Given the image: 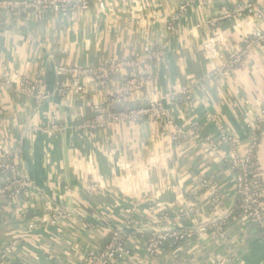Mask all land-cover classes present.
I'll return each instance as SVG.
<instances>
[{
  "label": "crops",
  "instance_id": "crops-1",
  "mask_svg": "<svg viewBox=\"0 0 264 264\" xmlns=\"http://www.w3.org/2000/svg\"><path fill=\"white\" fill-rule=\"evenodd\" d=\"M183 1L106 0V14L92 3L87 11L65 17L0 15V67L18 78L42 77L49 94L34 101L15 89L0 92V155H8L28 173L40 196H17L0 207V245L31 217L39 222V229L0 264H83L86 253L102 246L111 230L136 238L130 257L120 264H264L261 232L246 217L226 218L236 202L227 161L230 146L218 143L210 149L204 143V136L217 140L221 127L241 151L246 148L252 115L264 99V51L250 53L226 77L216 79L210 77L212 66L203 51L210 37L222 38L228 48L242 46L246 36L264 30V0H249L261 11L260 21L241 13L215 28L196 26L232 11L236 0H194L175 31L168 32L166 26ZM163 40L166 54L153 68L161 91L195 82L203 87L197 88L191 108L168 105L169 115L189 133V123L198 122L199 134L190 133L177 146L160 138L157 126L121 123L87 134L72 128L90 116L88 103L97 94L90 87L93 92L83 99L56 95L54 62L98 67L113 57L139 56L144 46ZM209 114L217 116L220 126L207 120ZM52 116L65 127L60 138L32 134L33 126L48 123ZM259 155L264 173V130ZM208 178L218 184L220 205L202 199L196 214L187 218L192 193ZM89 182H96L100 191L90 195ZM44 206L66 210L71 217L47 226ZM221 221L226 224L225 242L211 229ZM160 226L193 232L182 251L165 244L157 255H148L145 242Z\"/></svg>",
  "mask_w": 264,
  "mask_h": 264
},
{
  "label": "built area",
  "instance_id": "built-area-1",
  "mask_svg": "<svg viewBox=\"0 0 264 264\" xmlns=\"http://www.w3.org/2000/svg\"><path fill=\"white\" fill-rule=\"evenodd\" d=\"M106 0H0V15H7L20 19L33 12L57 14L67 16L73 12H85L93 3L97 11L106 14ZM194 0H184L170 22L166 26L168 32H174L177 23ZM245 13L255 22L262 18L261 11L249 0H236L232 11L222 12L213 19L199 23L196 28H215L222 20ZM242 46H227L222 38H208L203 44L205 61L212 66L210 77L213 79L226 77L235 67L239 66L250 53L264 51V30H256L243 39ZM167 50L166 40L157 46H144L139 56L132 58H110L98 67H79L54 62L56 76L55 94L67 100L69 97L83 99L86 94L95 92L89 105V117L76 121L72 128L79 133L98 132L106 126L128 123L134 125H148L159 128L160 138H167L174 145L187 141L190 133L199 134L202 127L198 122L189 123V131L176 124L170 117L168 105L179 107L184 104L192 107L197 88L202 89L201 83H185L176 89L161 91L158 77L153 68L158 66ZM92 87L94 90H90ZM15 89L27 99L41 101L47 98L45 81L42 77H14L0 67V92ZM142 105L138 108H128L129 104ZM118 107L119 109H117ZM81 117V115H79ZM79 116L76 117L79 118ZM207 120L220 126L216 115H207ZM65 127L57 116H52L48 123L33 126L32 134H42L48 139L61 137ZM264 130V99L252 115L248 129L246 148L241 151L233 142L229 134L220 127V137L215 140L204 136V143L210 149H215L218 143L230 146L228 166L234 173V192L236 202L232 214L246 217L255 226L264 240V173L263 162L259 155L261 136ZM17 151L14 156L16 158ZM100 186L95 182L86 185V191L96 194ZM219 187L212 179H204L192 193V200L185 216L188 218L196 214L198 202L206 199L212 205H220L218 198ZM69 192V190L67 191ZM29 198L40 197L28 173L20 168L14 159L8 155H0V204L17 196ZM43 222L55 227L67 221L71 214L66 210H56L44 206ZM164 216H160L162 221ZM2 218L0 215V228ZM225 222L221 221L211 226L213 232L221 242H225L227 232ZM39 229L38 219L31 217L26 225L13 235L11 239L0 245V263L10 259L26 236ZM206 229H201L204 234ZM193 232L192 229L176 230L160 226L150 232L144 251L148 255H157L165 244L177 246L182 251V243ZM136 245V238L121 230H111L104 244L92 249L83 258V264H120L128 259ZM227 264H232L228 262Z\"/></svg>",
  "mask_w": 264,
  "mask_h": 264
},
{
  "label": "trees",
  "instance_id": "trees-1",
  "mask_svg": "<svg viewBox=\"0 0 264 264\" xmlns=\"http://www.w3.org/2000/svg\"><path fill=\"white\" fill-rule=\"evenodd\" d=\"M140 106H142V105H139V104H137V103H135V104L125 105V107H128V108H138V107H140ZM116 108L119 109L118 107H116ZM86 118H87V117H86ZM79 121H81V120L79 119ZM4 203H5V202L1 203V204H0V207H1L2 205H4Z\"/></svg>",
  "mask_w": 264,
  "mask_h": 264
},
{
  "label": "water",
  "instance_id": "water-1",
  "mask_svg": "<svg viewBox=\"0 0 264 264\" xmlns=\"http://www.w3.org/2000/svg\"><path fill=\"white\" fill-rule=\"evenodd\" d=\"M49 94H47V98H48Z\"/></svg>",
  "mask_w": 264,
  "mask_h": 264
}]
</instances>
